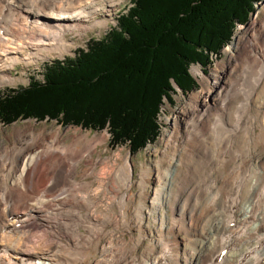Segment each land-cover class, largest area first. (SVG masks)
<instances>
[{"label":"bare ground","instance_id":"6f19581e","mask_svg":"<svg viewBox=\"0 0 264 264\" xmlns=\"http://www.w3.org/2000/svg\"><path fill=\"white\" fill-rule=\"evenodd\" d=\"M105 1L110 6L114 0H0V69L42 56L45 47L57 45L67 33L79 30L81 36L102 26L84 23ZM259 14L227 48L228 63L215 66L211 76L203 74V89L190 94L187 107L177 111L170 165L157 173H139L140 200L132 214L137 231L149 215L147 198L150 208H171L170 215L160 214L159 239L148 252L128 256L131 244L124 232L130 228L127 203L134 173L129 157L120 156L119 168L104 174L118 186L87 187L75 175L91 141L61 144L57 130L41 140L31 135L34 153L22 159V149L5 150L0 162V264H84L90 253L86 244L97 255L94 264H264V17ZM10 59L13 64L5 63ZM28 131H35L30 122L17 134ZM184 141L187 154L177 148ZM8 175L15 176L8 180ZM147 180L155 182L151 193L143 186ZM96 195L118 211L99 219ZM108 223L121 227L122 236L116 244L110 237L98 246V233ZM39 227L45 229L42 234L63 240L64 247L46 245V236L36 239L33 231ZM78 227L88 235L72 234ZM142 241L135 239V250Z\"/></svg>","mask_w":264,"mask_h":264},{"label":"trees","instance_id":"16d2710c","mask_svg":"<svg viewBox=\"0 0 264 264\" xmlns=\"http://www.w3.org/2000/svg\"><path fill=\"white\" fill-rule=\"evenodd\" d=\"M261 0H134L116 26L91 38L73 57L45 63L41 80L0 94V120L56 119L106 128L109 145L137 153L159 135L163 99L173 83L184 92L202 67L231 41Z\"/></svg>","mask_w":264,"mask_h":264},{"label":"rangeland","instance_id":"374dc122","mask_svg":"<svg viewBox=\"0 0 264 264\" xmlns=\"http://www.w3.org/2000/svg\"><path fill=\"white\" fill-rule=\"evenodd\" d=\"M132 5H134V0H114L113 3L110 4V6L107 4V1H105V4L100 6L99 11L93 17H91L90 21L88 23H84L88 26H91L95 22V23L102 24V26L97 25L95 27H92L89 31L82 34L81 36L76 35L79 32V30L67 33L59 41V43L57 45H55L53 47H49V46L45 47V49L43 50L42 56H34L33 60L25 59L19 63L17 61H15V64H16L15 68H13L12 66L2 67L0 69V81H1L0 82V94L4 93V92H8L10 90H15V89L27 86L29 81L31 80V78H36V79L41 80V78H42L41 73L43 72V69H44L46 62H48L50 60H54V59H63V58H67V57L68 58L73 57L75 55V53L80 48L86 49V43L91 38L96 39V38H101L102 36H104L106 34V32L111 29L112 26L117 24V18L120 16V14H122V15L126 14L128 12V9L130 7H132ZM258 13H260L258 15L259 18L264 17V0H261L257 4H255L254 10L249 15V18H248L246 23L237 24V26L235 27L233 36L231 38V41L221 49L219 54H217V55L214 54V56H210L209 57V63L206 66L202 67L198 64H191L190 65L188 71H189L190 75L192 76V78L194 79L195 85L189 91L184 92L181 89L177 88L176 87L177 85L175 83H173L174 88H175V92L171 94L172 98L170 101L167 100L166 98L163 99V104L161 106V110H160L159 115H158V122L160 124L159 136L153 142L146 144V146L143 149L139 150L137 153L131 154L128 146L125 144L119 145V146H114V147L110 146L109 145V140H110L109 133H108V130L106 128H103L100 130H91V129L83 128L81 126L62 125L59 122H57L56 119H51V118H44L42 120H39L36 118H25V119L19 118V119L15 120L11 123H5V122L0 120V156H1L0 162L2 160H5L4 153H5L6 148L11 149L15 146V148H14L15 150L22 149L23 150V151H21V153H22L21 159H22L27 154L34 153L33 151H31L32 148H29L30 147L29 144H31L29 138H31L30 137L31 135L37 136L41 140V139H44V138L50 136L54 131L58 130L62 134V135L60 134L61 144L74 145L75 143H77L78 146H84L86 143L85 141H91V142H89L90 143V146H89L90 150L89 149L85 150L89 155L88 156L85 155L84 158L79 162L77 173L75 175V179L79 182L83 181L82 182L83 185H85L87 187L95 188V187H98L99 185L100 186H104V185L107 186L109 184V182L111 184H113L114 186H118L119 184L117 181H111L110 179L107 180L105 178L107 175V170L119 168V165L121 162L120 156H124V155L128 156L129 161L132 163L131 167H132L133 172H134L133 178L131 180L132 182L130 184L132 195L129 196L130 202L128 201V203H127V208L129 209V214L127 216V220H131V222L128 223V227H130V228L124 232L127 236L128 242H130V244H131L130 245L131 251L129 252L128 256L130 257L132 255H138L140 253L148 252L150 250L149 247L153 246L152 241L154 242V241H157L159 239L158 233H156V232H158L157 229L159 226L158 223H159L160 214L161 215H163V214L170 215L171 214V208L170 207H168V208L163 207V208L159 209V207H156V206H153V208L152 207L150 208L149 202L147 200L148 198H147L146 199L147 201L145 200L144 206L149 210V215H147V216L145 215L143 220L141 221V225H142L141 233H139L137 231V227L133 223L134 218L132 217V214H134V208L139 204V200H140V195L138 194L139 189L141 188V185L139 187V182H140V180L138 178L139 173L141 171H145L146 173H149V172L157 173L159 171L165 170L170 165L171 158L174 156L172 154H173V152H175L174 151V145H173L174 139H175L174 138L175 132L173 129V127H174L173 122H174L175 115L178 114L177 111L180 110L181 107H183V106L187 107V101H188L187 99L190 96V94H192L194 92L201 91L203 89V84L201 82V80L203 79V74L206 76H211L212 73L214 72L215 66H217L219 63H222V62L228 63L229 51L227 50V48L233 47L234 42L236 41V38L238 36V31H240V29L242 27L249 24V22L252 20V18L257 16ZM72 40H73V43H71ZM5 63L13 64L14 62H13V59H10V60L6 61ZM231 64H233V63H231ZM195 67H198L200 70H202V72H203L202 75H196L195 74V72L193 70ZM222 72H223V70L220 69L219 74L221 75ZM167 117L169 119L171 118L170 120H172V121H170V120L168 121ZM29 122L32 124L33 129L35 131H33L32 134L29 133V131L26 132L28 134H26L25 132H22L20 134V136H18L17 133L25 130V128L29 124ZM25 140H28V142ZM93 141H94V143H93ZM39 143L42 144L41 141H39ZM181 144L178 145L177 148L180 149L181 151H184L186 149V154H187L188 145H185V141L181 142ZM19 146H20V148H18ZM21 146L24 147V149ZM258 151L261 152V149L258 148ZM117 154H118V156H117ZM177 154L178 153H176V156H177ZM23 160L19 163L20 167L22 165ZM20 167H19V170H20ZM89 170H90V172H88ZM15 173L18 174V171ZM104 174H106V175L104 176ZM100 175H102V176H100ZM14 176L15 175H12V176L8 175L7 179L8 180L12 179V177H14ZM177 176L179 177L180 175L177 174ZM96 178H98V179H96ZM103 182H104V184H103ZM143 186L146 188L147 192L151 193L155 189V182H154V180L153 181L147 180ZM96 197L98 200H100V206H99L100 208L98 207L100 210L97 211L98 212L97 215L98 216L100 215L99 219H103L104 216L109 214V212H111V211H113V212L118 211L117 206H113L110 209H108V207H106V205L103 203L104 198L101 197L100 195H96ZM104 211H106V212H104ZM107 211H108V213H107ZM163 212H165V213H163ZM128 217H129V219H128ZM44 230L45 229H43V227H39V228L35 229L33 232L35 235H37V237L34 236V234H33L32 238L35 239V237H36V239H38V238H40V236L45 237L46 235L42 234ZM73 231L71 232L72 234H84V236L88 235V233H87L88 231L84 227H80V228L78 227V228H76V230H73ZM100 231L98 233V235H99L98 246L106 244V242L109 240L110 237L113 239L114 244L118 243V241L120 240L122 233H123L121 227L116 226L115 224H111V223L103 224L102 230H100ZM102 231H104V232H102ZM149 233H152L151 234L152 236H149L148 235ZM46 237H45V240L47 242L49 241L46 245H51V247H53L58 242V244H60L59 245L60 248L64 247V241L63 240L55 239L53 237L51 238L50 235H47ZM140 237L143 239L142 244H140L138 249L135 250L134 246H133V242L135 241V239L140 238ZM150 244H152V245H150ZM91 247H92V245L86 244V249H87V250L85 249L86 254L89 251L91 253V255H90V253L87 254V257L84 260V264H94L96 259H97L96 254H98V253H95V255H96V258H95L94 251H93L94 249H93V247L91 249ZM142 251H144V252H142Z\"/></svg>","mask_w":264,"mask_h":264}]
</instances>
